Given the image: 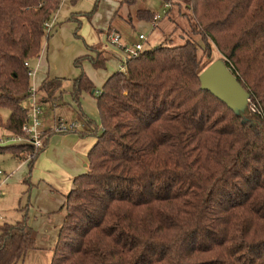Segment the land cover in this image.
Returning a JSON list of instances; mask_svg holds the SVG:
<instances>
[{
    "label": "trees",
    "instance_id": "obj_1",
    "mask_svg": "<svg viewBox=\"0 0 264 264\" xmlns=\"http://www.w3.org/2000/svg\"><path fill=\"white\" fill-rule=\"evenodd\" d=\"M63 1L0 0V109L10 110L0 125L8 133L22 134L32 90L25 63L41 56L51 35L45 24ZM169 1L167 16L175 5L185 8L192 36L183 44L144 49L100 90L84 70L73 80L78 104L81 94L95 95L100 127L84 117L81 135L97 139L87 172L65 195L50 264H264V0ZM156 15L137 13L152 21ZM213 43L250 99L258 98L246 122L201 89L199 75L213 62L204 65L203 56L211 58ZM96 52L76 62L106 68ZM65 79L48 78L37 93L55 102ZM54 133L46 130L40 150L15 144L0 151L28 159L30 178ZM26 216L0 223V264H18L36 247Z\"/></svg>",
    "mask_w": 264,
    "mask_h": 264
},
{
    "label": "rangeland",
    "instance_id": "obj_2",
    "mask_svg": "<svg viewBox=\"0 0 264 264\" xmlns=\"http://www.w3.org/2000/svg\"><path fill=\"white\" fill-rule=\"evenodd\" d=\"M106 1L114 5L117 4L118 0L63 1L61 8L54 17V21L57 20L56 22L60 23L62 26L61 39L59 41L61 42L60 46L63 47L62 51H57V57H55V60L61 61L60 65L62 70L66 67L64 71H68L70 73L72 70H75L77 74L80 75L82 70L86 72V67L88 65L91 66L90 70L94 71V67L88 59L84 58L79 64L76 62L79 57H84L87 54L80 53L81 55L79 54L73 58L72 53L76 51V45H79L80 47H83L84 50L93 53L94 56L97 54L96 50L98 52L101 51L102 55L108 56L109 52L105 54L108 48L104 46L106 44H104V40L99 44H95V47L90 50L88 48L90 42H88V40L86 41L82 36V34H85L86 37L88 36L91 38L92 32L94 34L98 33L100 35V39L102 37L103 39H106V37L113 32L111 29L112 32L108 31L107 33L106 28H100L101 30L98 31H96V29L94 30V28L98 27L97 25L103 24V21L105 22V20L110 18L112 14L110 13V15H108L109 12H107V8L110 9L111 6L110 4H107ZM95 8L97 10L89 16V13ZM169 8V0H137L136 3H125L123 5L120 3L119 7L113 11V17L115 19L110 21V23L112 22V28L116 27L119 30L123 41L128 43L127 45L130 47H133V45L137 43L140 33H144L147 36V40L144 41L145 49L154 48L162 43L169 45L183 44L191 35L189 33L188 23L182 17V13L185 11V8L183 4L181 6L175 5L173 12L167 16ZM177 8L183 9L180 12ZM140 9L150 10L154 14H158L160 17L154 21L139 18L137 13ZM97 12L98 15L94 21L92 19L95 17L94 15ZM192 38L201 42L200 37L198 36L196 37L193 35ZM49 40H51L50 37H45L43 40L44 48L48 44ZM107 43L110 42L107 41ZM110 44L108 46H110ZM116 58L114 56L111 58V66H113V62ZM219 58L224 57L213 43L211 58L203 56V64L207 65L210 60L215 61ZM38 59L31 61L32 66L36 65ZM117 69H119L118 65H116V67L108 66V70L110 71ZM65 81L73 83V81L69 79H65ZM30 83H33V77H31ZM41 94V92L38 93V103L41 102L40 99L42 100V98H40ZM64 95L71 98L70 102L74 109H80L79 104L73 99L72 92L71 94L65 93ZM256 100H258V98L255 96L250 99L249 103L251 109L255 108L257 110L258 102ZM43 104L44 103H42V105ZM64 106V101H58L57 105L50 106V108H45V106L42 114H49L46 124L49 123V120H52L51 124L53 125L55 114L60 115V110L63 109ZM0 114L5 120L9 116L10 110L7 108L0 109ZM72 115L74 117L68 115L64 116L62 114L63 119H67L69 122L73 121L76 117V114L72 113ZM49 125L50 124H48V126ZM80 130H82V128H80ZM78 131L79 129L74 132L79 133ZM6 135H10V133H8V131L0 125V138L3 137V139H7L5 138ZM8 144L12 145L13 143ZM23 159L24 158L21 159L15 156L9 150L0 151V169L4 171L6 175H10L8 180L2 185L3 195L0 196V223L22 220L24 213L26 212L28 224L36 231V247L30 249L24 259L18 264H50L53 256V249L57 242L59 229L63 223L66 213L65 208L63 207L65 196L62 195V192H65L63 188L66 181L62 182L63 185L61 183L55 184L52 182L54 186L45 181H36V183H34L33 173L36 161L33 164L31 176L29 178V160ZM23 161H27V163H23ZM67 193H65V195H67ZM23 207L26 208L25 212L21 211Z\"/></svg>",
    "mask_w": 264,
    "mask_h": 264
},
{
    "label": "crops",
    "instance_id": "obj_3",
    "mask_svg": "<svg viewBox=\"0 0 264 264\" xmlns=\"http://www.w3.org/2000/svg\"><path fill=\"white\" fill-rule=\"evenodd\" d=\"M119 1L121 2L122 0H118L117 4H114V5L106 1L107 4H110L111 6L110 9L107 8V12H109L108 15H110V13L112 14L110 18L105 20V22L103 21V24H100L102 26L97 25L98 27L94 28V30L96 29V31H98V30H101L102 28H106V32L108 33V31L111 28L113 29V32L116 31L121 35V33L116 27L113 26L114 28H112V24H111L112 22L110 23V21L115 19L113 17V11H115V9L119 7V4H120ZM97 15H98V12L94 15L95 17L92 20L95 21L96 20L95 18L97 17ZM56 21H54V24L58 23ZM61 32H62L61 25L60 26L57 25L54 27L50 35L51 40H49L45 48L43 47L41 56L39 57L36 65L34 66L36 68V72H35V75L33 76V83L31 85L34 89H36V92L41 87L43 82L48 78L62 77V78H66V79L73 81L76 77H78L77 75H79L77 74L75 70H72L70 73L68 71H64L66 67L63 68L62 70L61 65H60L61 61L55 60V57H57V51L58 50L62 51V47H63V46H60L61 42L59 41L61 39ZM82 36L85 38L86 41L88 40V42H90V45L99 44L101 41L104 40V44L106 43L104 46L108 48L107 51L105 52V54L109 52L108 56H105L107 59L106 68L97 69L92 65L94 67V71H91L90 70L91 66L87 65L86 67L87 68L86 73L91 78V80L94 82L97 90H100L104 86L107 79L116 71V70L114 71L108 70V66L116 67V65H118L119 69H121V65L124 64V58H125L126 53L116 45L111 46L110 34L108 35V37H106V39L108 38L107 40L103 39V37L100 39V35L98 33L94 34L92 32H91V38H89L88 36L86 37L85 34H82ZM107 41L110 43H107ZM122 41H123V38H122ZM123 43H126V42L123 41ZM109 44L110 46H108ZM127 44L128 43H126V45ZM75 47H76V51L75 52L72 51L73 58L79 55L80 53L94 56L93 53L88 52L87 50H84V48L80 47L79 45H76ZM113 56L117 58L113 62V66H111L110 60ZM72 88H73V83L65 81L63 91L62 93L58 94V99L55 100V102H51L46 99H43L42 96H40V98H42V100L44 101H42L39 98L41 101L40 103L41 104L44 103L43 104L44 106L42 105L43 109L45 106H46L45 108H48V107L50 108V106L52 105L53 106L57 105L58 101L65 102V106L63 107V109L60 110L61 116L55 114V117H54L55 120L53 122V125L51 124L52 120H49V123H48L50 124L49 126L48 124H46L49 114L47 113L41 114L42 122L44 121L43 128L45 130H48L50 128H55L58 125L60 120L68 121L67 119H63L62 114L64 116L66 115L73 116L72 113H74L76 114V117H75L76 119L74 118L73 121L79 122L78 132L80 133V135L79 133H76V132L54 133L50 137L48 146L45 148L43 152L39 154V156L35 160L36 164H35V169L33 173L34 183H36V181H45L54 186L52 182H54L55 184L61 183L63 185L62 182L66 181L64 184V188H63L65 192H62L63 196H65V193H67V191L69 192L73 188L74 178L80 174L85 173L86 169L88 170V153L90 149L92 148V146L96 143L97 138L95 136L81 135V132L85 133L88 128L84 117L91 119L92 121H94L95 125H98L100 127V115H99V111L97 108V100H96L95 95L89 94V93L81 94L79 97L80 109L77 110V109H74V107H72L71 102H70L71 98H68L66 95H64L65 93L71 94ZM37 96H38V93H37ZM36 101L38 102V98H36ZM30 104H31V99L29 98L23 101V105L26 107L27 106L29 107ZM80 128H82L83 131L80 130ZM23 163H27V161H23Z\"/></svg>",
    "mask_w": 264,
    "mask_h": 264
},
{
    "label": "built area",
    "instance_id": "obj_4",
    "mask_svg": "<svg viewBox=\"0 0 264 264\" xmlns=\"http://www.w3.org/2000/svg\"><path fill=\"white\" fill-rule=\"evenodd\" d=\"M160 16L157 15L155 17V20H157ZM54 19L48 21L45 24V27L48 32H52L54 29ZM147 40V36L144 33L139 34V40L137 43L133 45V47H130L129 45H126L122 41L121 35L114 31L110 34V42L112 45H116L123 50L126 55L124 58V64L130 57H136L142 52L144 47V41ZM28 67H30L29 75L33 77L36 72V68L31 65L30 61H26L25 63ZM124 64L121 65V69H123ZM37 98V92L36 89L32 87L31 95L29 96V99H31V104L28 108L27 118L25 122L22 125V134H14L10 133V135H6L5 138H0V147L8 146V143H13L12 145L17 144H28L35 148V150H40L44 146V139H45V132L46 130L43 128V122H42V104L38 103L36 101ZM79 128L78 121H63L60 120L58 125L55 127V130L57 132H68V131H74ZM33 155H30L32 157ZM4 176V178H3ZM10 175H6L4 171L0 169V196L3 195L2 191V185L8 180Z\"/></svg>",
    "mask_w": 264,
    "mask_h": 264
},
{
    "label": "water",
    "instance_id": "obj_5",
    "mask_svg": "<svg viewBox=\"0 0 264 264\" xmlns=\"http://www.w3.org/2000/svg\"><path fill=\"white\" fill-rule=\"evenodd\" d=\"M201 89L209 91L224 102L237 115L247 121L250 113L251 94L240 82L238 76L227 65L224 58L210 63L199 75Z\"/></svg>",
    "mask_w": 264,
    "mask_h": 264
}]
</instances>
